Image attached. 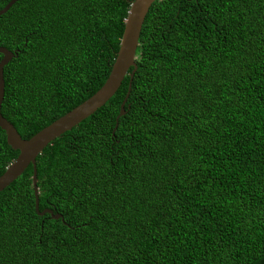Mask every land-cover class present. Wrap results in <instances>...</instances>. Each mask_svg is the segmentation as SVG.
<instances>
[{
    "label": "trees",
    "instance_id": "16d2710c",
    "mask_svg": "<svg viewBox=\"0 0 264 264\" xmlns=\"http://www.w3.org/2000/svg\"><path fill=\"white\" fill-rule=\"evenodd\" d=\"M10 0H0V9ZM133 0H17L0 114L29 139L89 98ZM1 59V55H0ZM114 95L0 192V264H264V0H158ZM17 151L0 130V175Z\"/></svg>",
    "mask_w": 264,
    "mask_h": 264
},
{
    "label": "water",
    "instance_id": "95a60500",
    "mask_svg": "<svg viewBox=\"0 0 264 264\" xmlns=\"http://www.w3.org/2000/svg\"><path fill=\"white\" fill-rule=\"evenodd\" d=\"M17 0H10L0 9V15L4 14ZM158 0H133L127 11L124 26L119 41L115 59L111 65L108 76L101 87L89 98L72 108L58 119L45 126L29 139H22L14 127L0 114V130L5 135L6 144L14 151H17L15 159L4 169L0 175V192L12 183L28 165L32 168L31 182L34 197V211L38 216L48 214L51 219H62L59 214H53L49 209L38 212V198L36 188L35 158L53 140L57 139L64 132L78 125L81 121L92 115L102 107L119 88L123 78L128 77L126 93L119 105V111L115 118V130L117 120L124 115V104L128 98L130 84L136 70L135 50L137 48L140 30L150 6ZM0 105L3 99V78L2 69L10 61L14 54L7 49L0 47Z\"/></svg>",
    "mask_w": 264,
    "mask_h": 264
}]
</instances>
